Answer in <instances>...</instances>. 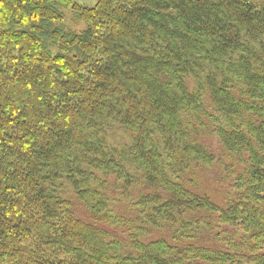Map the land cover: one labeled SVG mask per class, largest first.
Returning a JSON list of instances; mask_svg holds the SVG:
<instances>
[{
	"label": "trees",
	"instance_id": "obj_1",
	"mask_svg": "<svg viewBox=\"0 0 264 264\" xmlns=\"http://www.w3.org/2000/svg\"><path fill=\"white\" fill-rule=\"evenodd\" d=\"M0 264H264V0H0Z\"/></svg>",
	"mask_w": 264,
	"mask_h": 264
},
{
	"label": "rangeland",
	"instance_id": "obj_2",
	"mask_svg": "<svg viewBox=\"0 0 264 264\" xmlns=\"http://www.w3.org/2000/svg\"><path fill=\"white\" fill-rule=\"evenodd\" d=\"M75 3L85 5L88 7H94L99 0H73ZM65 14V27L67 29L73 30L77 33H82L86 30V25L83 22L77 21L74 19L73 13L71 10L66 9L64 11ZM212 145L214 147L215 153L217 160L221 159L220 158V149L218 148V140L216 138H211ZM220 164L217 162L214 167L208 171L205 172V179L203 180V183L206 186L211 187L210 184H215L216 186H212V191L216 195L218 194L219 190L222 188V184L220 186V178H219V173H220ZM224 187V186H223ZM226 188V186L224 187Z\"/></svg>",
	"mask_w": 264,
	"mask_h": 264
}]
</instances>
